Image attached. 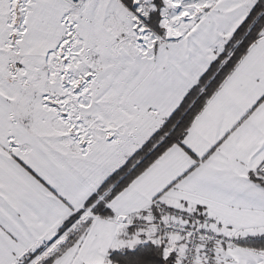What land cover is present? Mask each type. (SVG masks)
<instances>
[{
	"label": "snow or ice",
	"instance_id": "obj_1",
	"mask_svg": "<svg viewBox=\"0 0 264 264\" xmlns=\"http://www.w3.org/2000/svg\"><path fill=\"white\" fill-rule=\"evenodd\" d=\"M0 264H264V0H0Z\"/></svg>",
	"mask_w": 264,
	"mask_h": 264
}]
</instances>
